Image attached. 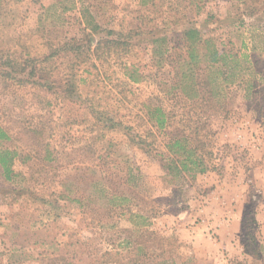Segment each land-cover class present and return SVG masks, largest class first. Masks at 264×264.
Wrapping results in <instances>:
<instances>
[{
    "label": "rangeland",
    "instance_id": "374dc122",
    "mask_svg": "<svg viewBox=\"0 0 264 264\" xmlns=\"http://www.w3.org/2000/svg\"><path fill=\"white\" fill-rule=\"evenodd\" d=\"M0 154V264H203L186 202L264 192V0H0Z\"/></svg>",
    "mask_w": 264,
    "mask_h": 264
},
{
    "label": "crops",
    "instance_id": "0c3cea01",
    "mask_svg": "<svg viewBox=\"0 0 264 264\" xmlns=\"http://www.w3.org/2000/svg\"><path fill=\"white\" fill-rule=\"evenodd\" d=\"M73 10L76 11L75 9ZM248 41L250 45V38ZM207 174H212V172L209 171ZM228 187L231 190H235L231 185H217V187L207 190L205 197L197 195L198 197H193L191 201L186 202L189 207L183 209L180 220H183L181 223L184 225L182 226L187 225V234H185L187 238H185L184 242L192 245L193 250L191 252L193 256L191 261L203 264H261L262 257L259 250H256L255 255L252 256L247 251L246 244L249 242L245 241L241 244L248 225V218L244 216L245 214L242 211L244 207L242 202L245 200L246 193H243L245 190L248 191V194L250 192L251 196L258 199L255 204L256 208H254L253 218L251 219L255 221L259 228V243L263 246L264 192L247 184L245 189L239 190L236 188L235 193L233 192L234 194L225 195L224 193H228ZM195 206L197 211L202 214L198 219L191 216L192 208ZM190 228L191 231H189ZM181 230L184 231V229ZM188 232L193 234H188ZM176 264H185V262L182 260Z\"/></svg>",
    "mask_w": 264,
    "mask_h": 264
},
{
    "label": "trees",
    "instance_id": "16d2710c",
    "mask_svg": "<svg viewBox=\"0 0 264 264\" xmlns=\"http://www.w3.org/2000/svg\"><path fill=\"white\" fill-rule=\"evenodd\" d=\"M85 29H88L85 26ZM91 32L94 29H89ZM184 35L188 38H191V45H193L196 41L199 42L200 38H198L197 36H199L198 30L196 28H190L189 30H187ZM196 36V37H195ZM97 46V50L100 48V45H96ZM182 82L181 83H185L183 79H181ZM192 81V80H191ZM192 84V83H191ZM188 86V85H187ZM184 85H179V88L184 91L183 94L188 98L191 99L195 96H197V90H192V92H188L186 90V86H185V90L183 89ZM192 93V94H191ZM0 167L4 170V171H9V166H8V160H6L4 157L1 156L0 154ZM178 174V173H177Z\"/></svg>",
    "mask_w": 264,
    "mask_h": 264
},
{
    "label": "built area",
    "instance_id": "2783aa9c",
    "mask_svg": "<svg viewBox=\"0 0 264 264\" xmlns=\"http://www.w3.org/2000/svg\"><path fill=\"white\" fill-rule=\"evenodd\" d=\"M220 156V155H219ZM219 156L218 155H215L214 156V161H213V163H214V165H215V168H218L220 165H221V160L219 159ZM216 163H219V165L218 164H216ZM253 198H254V196H252ZM255 199V198H254Z\"/></svg>",
    "mask_w": 264,
    "mask_h": 264
}]
</instances>
